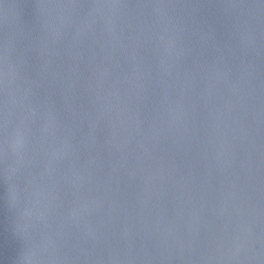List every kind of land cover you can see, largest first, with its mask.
<instances>
[{
	"label": "water",
	"instance_id": "95a60500",
	"mask_svg": "<svg viewBox=\"0 0 264 264\" xmlns=\"http://www.w3.org/2000/svg\"><path fill=\"white\" fill-rule=\"evenodd\" d=\"M0 264H264V0H0Z\"/></svg>",
	"mask_w": 264,
	"mask_h": 264
}]
</instances>
